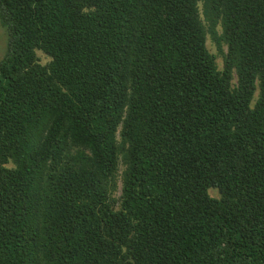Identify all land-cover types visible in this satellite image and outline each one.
Instances as JSON below:
<instances>
[{
    "label": "trees",
    "instance_id": "trees-1",
    "mask_svg": "<svg viewBox=\"0 0 264 264\" xmlns=\"http://www.w3.org/2000/svg\"><path fill=\"white\" fill-rule=\"evenodd\" d=\"M0 25V264H264V0H0Z\"/></svg>",
    "mask_w": 264,
    "mask_h": 264
},
{
    "label": "rangeland",
    "instance_id": "rangeland-1",
    "mask_svg": "<svg viewBox=\"0 0 264 264\" xmlns=\"http://www.w3.org/2000/svg\"><path fill=\"white\" fill-rule=\"evenodd\" d=\"M7 41H8V36H7V32L6 30L0 25V62L1 60L4 58L6 51H7ZM207 45L209 50L214 53L216 55L217 58V63L220 69L223 68V64H224V55L219 53L216 47V44L213 42V40L211 39V36L208 35V41H207ZM224 52L227 51V46L224 45L223 46ZM38 55L40 57V60L42 63H46L49 61V58L43 54L42 52H38ZM209 193L212 197L215 198H219L220 193L217 189H210ZM121 194V183H119V190L117 192V197L120 196Z\"/></svg>",
    "mask_w": 264,
    "mask_h": 264
}]
</instances>
